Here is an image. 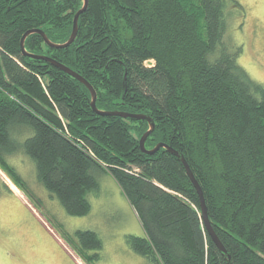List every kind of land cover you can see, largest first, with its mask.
Segmentation results:
<instances>
[{
    "label": "trees",
    "instance_id": "1",
    "mask_svg": "<svg viewBox=\"0 0 264 264\" xmlns=\"http://www.w3.org/2000/svg\"><path fill=\"white\" fill-rule=\"evenodd\" d=\"M81 5L0 0V169L25 194L26 182L8 157L27 155L38 183L71 216L90 211L87 194L97 189L99 174H110L143 228L142 235L127 234L126 244L149 264H227L228 256L231 264H264V84L238 64L241 47L225 40L227 14L242 4L88 0L69 46L50 47L36 32L24 40L27 52L84 77L98 109L154 121L145 148L164 142L184 156L224 254L204 228L180 160L163 148L140 150L146 120L98 115L84 84L22 54L27 29L65 42ZM63 238L82 262L98 260L102 241L95 231H64Z\"/></svg>",
    "mask_w": 264,
    "mask_h": 264
},
{
    "label": "rangeland",
    "instance_id": "2",
    "mask_svg": "<svg viewBox=\"0 0 264 264\" xmlns=\"http://www.w3.org/2000/svg\"><path fill=\"white\" fill-rule=\"evenodd\" d=\"M238 1L243 10L227 14L225 40L241 47L238 64L264 84V0ZM8 160L25 180L27 191L24 194L0 169V264H87L63 238L64 231L76 229H90L100 237L102 248L95 264H149L126 244L125 236L141 235L142 228L110 174H99L97 189L87 194L90 211L71 216L38 183L27 155L16 153ZM3 183L10 193L2 189Z\"/></svg>",
    "mask_w": 264,
    "mask_h": 264
},
{
    "label": "water",
    "instance_id": "3",
    "mask_svg": "<svg viewBox=\"0 0 264 264\" xmlns=\"http://www.w3.org/2000/svg\"><path fill=\"white\" fill-rule=\"evenodd\" d=\"M87 4H88V0H82L81 7L74 13L73 18H72V29H71V32H70L68 39L65 42L54 43V42L50 41L49 38L46 36L45 32L43 30H41L40 28L27 29L21 35V38H20V49H21L22 54L27 55V56L34 58V59H42V60L52 64L53 66L59 68L60 70L64 71L65 73L71 75L72 77L77 79L79 82L84 84L90 92V96H91L90 97V106H91L92 110L95 113H97L98 115L120 116L123 118L128 117V118H133V119H144V120H146L148 122V129L139 138L137 137V135L135 133L132 134L134 138H136V139L138 138V144H139L140 150L146 154H153L158 149L163 148L166 152L175 155L180 160V162L183 164V167H184L191 183L193 184V186H194V188L198 194L201 218L203 221L204 228H205L206 232L208 233L209 237L211 238V240L213 241V243L216 245V247L223 254L226 253L225 247L223 246V244L221 243V241L217 237L216 233L214 232V230L210 224L209 217L207 214L206 203H205L203 191H202L198 181L196 180L195 176L193 175V173H192L187 161L185 160L184 156L181 153H179L177 150H175L171 145L164 143V142H158L150 149L145 148V146H144L145 139L150 134V132L154 129V121L149 116H147L146 114H143V113H131V112L122 111V110H118V109H114V110H100V109H98L96 107V104H95V100H96L95 89L92 87V85L84 77H82L79 73H77L76 71H74L70 67L62 64L61 62L55 60L54 58H52L48 55L29 53L25 50L24 40H25L27 35H29L30 33H34V32L39 33L42 36L45 44H47L50 47L64 48V47L69 46L76 37V33H77V29H78V24H77L78 17L86 9ZM125 79H126V72L124 73L123 81H122V93L123 94L125 93V90H126ZM227 264H231L229 256L227 258Z\"/></svg>",
    "mask_w": 264,
    "mask_h": 264
},
{
    "label": "crops",
    "instance_id": "4",
    "mask_svg": "<svg viewBox=\"0 0 264 264\" xmlns=\"http://www.w3.org/2000/svg\"><path fill=\"white\" fill-rule=\"evenodd\" d=\"M125 197V196H124ZM127 200V199H126ZM128 202V201H127ZM129 203V202H128ZM130 205V204H129ZM131 207V206H130ZM132 208V207H131ZM132 210H133V208H132ZM134 211V210H133ZM134 213H135V211H134ZM135 216H136V218H137V215H136V213H135ZM137 220H138V218H137ZM138 222H139V220H138ZM139 224H140V222H139ZM140 226H141V224H140ZM141 228H142V226H141ZM142 234H143V228H142ZM141 234V235H142ZM80 263V262H79Z\"/></svg>",
    "mask_w": 264,
    "mask_h": 264
}]
</instances>
